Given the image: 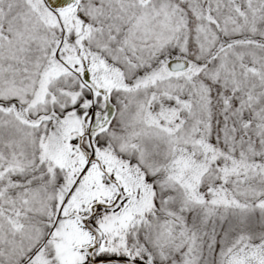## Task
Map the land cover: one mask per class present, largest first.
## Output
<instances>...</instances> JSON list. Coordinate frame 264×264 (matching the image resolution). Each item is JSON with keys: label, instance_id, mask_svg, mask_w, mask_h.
Wrapping results in <instances>:
<instances>
[{"label": "snow or ice", "instance_id": "6c2138e0", "mask_svg": "<svg viewBox=\"0 0 264 264\" xmlns=\"http://www.w3.org/2000/svg\"><path fill=\"white\" fill-rule=\"evenodd\" d=\"M0 264H264V0H0Z\"/></svg>", "mask_w": 264, "mask_h": 264}]
</instances>
